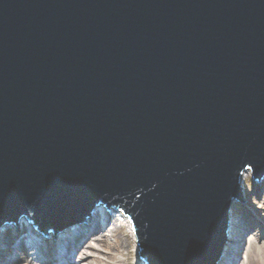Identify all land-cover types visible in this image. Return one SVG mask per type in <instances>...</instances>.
Returning <instances> with one entry per match:
<instances>
[{"label":"water","instance_id":"water-1","mask_svg":"<svg viewBox=\"0 0 264 264\" xmlns=\"http://www.w3.org/2000/svg\"><path fill=\"white\" fill-rule=\"evenodd\" d=\"M248 167L264 0H0V230L113 207L147 264H218Z\"/></svg>","mask_w":264,"mask_h":264},{"label":"bare ground","instance_id":"bare-ground-1","mask_svg":"<svg viewBox=\"0 0 264 264\" xmlns=\"http://www.w3.org/2000/svg\"><path fill=\"white\" fill-rule=\"evenodd\" d=\"M250 176L253 177V179L255 180V175L253 173V171L251 170L250 167L246 168L243 172V175L241 177V185L243 187V193H244V199L243 202L241 200H234L233 203V208L231 210V217H230V223H229V229H228V237H229V243L226 245V249L224 250V252L222 253L220 259L218 260V264H239L237 263V259L239 257H241L240 261L242 260L243 254L244 253H248L250 252V254L252 253L253 255H257V251L261 250L264 248V245H258L257 242L254 240L253 237H255L256 239L258 237H256L255 233H258V228H255L254 230H252L251 232V237L250 235L248 236V234L245 236L244 239V245L243 247H241V240L243 239V235L244 232L247 231L248 229H251L252 227L255 226L256 222H258L260 220V222H262L263 220L259 219V217H256L254 214H252L251 216H248V210L247 213L242 216H238L237 213L240 210V205H242L243 203H245V191L247 189V185L249 184V178ZM256 182H259L258 184H263L264 185V177L259 179H256ZM254 196V194H252ZM102 207H98L96 211H94V214L92 215V218L90 219V221L85 224L87 225L86 228H84V230L81 231L80 227H75V228H71L68 232L64 233L61 235L57 234V237L53 235V233H49V237L47 236V239H40V236L36 233H33L32 231H30L29 229H25L24 233L28 232V236L26 235V239H30V241L32 242L31 244H28L30 246H27V243L25 241L23 242H15V244L17 245L19 251L20 252V256H13L10 255L7 258H5L3 256V253L0 252V264L1 263H7V264H33L32 261H30V252H34L36 251V249L38 248V250H43L44 253H42V258L41 260L36 259V261H39L38 264H57L59 262H65L68 261L70 259L73 258L72 253H74L76 251V249H78L79 247H84L83 246V241L81 240V238L86 234H89L90 236L92 235V238L95 237V240H98V242H105L106 245H110L108 243V239L106 238L105 235H112L114 237L119 236L120 234H118V229L123 227V225H126L129 228V231L132 235V237H134L135 239V233L132 227V223L129 219V217L124 214L121 211H116L118 214V219L116 218L114 226L111 227V229H109V232L107 234H104L103 229H101V226L103 225V222L101 219H105L104 218V212L101 210ZM110 216V214L108 216L105 215L106 218H108ZM98 218V219H97ZM112 217H109V219ZM111 220V219H110ZM109 220V221H110ZM119 220V221H118ZM91 222L93 223L92 225H95V227H92V231L90 230V224ZM35 224V223H34ZM20 226V224H19ZM27 226H29V224H27ZM99 228L98 230L101 232L103 231V233H99L95 234L93 231L96 230L97 228ZM22 228V232H23V228H26V225L21 227ZM261 227V231H262ZM14 231V227L10 226V225H3L1 230H0V251H4L5 248L4 245L6 243V241L8 239H10L15 233ZM13 232V233H12ZM88 232V233H86ZM92 232V233H91ZM58 233V232H57ZM97 233V232H96ZM111 233V234H110ZM262 237H264V230L261 232ZM61 235V236H60ZM88 235V236H89ZM100 235V236H99ZM16 237L21 236V234L19 233V235L17 236V234L15 235ZM15 240V237H14ZM85 242V241H84ZM137 243V241H136ZM82 244V245H81ZM249 244V245H248ZM39 246V247H37ZM79 246V247H78ZM259 247V248H258ZM94 249V245L92 243H90V241H88L86 243V249L83 248V251H81V255H79V257H76L78 259L81 260V262L85 263L87 262V259L89 258V254L86 252L87 249ZM30 249V250H29ZM246 250V251H245ZM80 252V249L78 250V253ZM136 252V256H135V261H137V264H147V262L145 260H143L140 255H139V246L137 244V249L135 250ZM104 253L107 254H111V252L109 251V249H107V252L105 250ZM75 256V255H74ZM129 258H125L123 259L125 264H133V262H129L128 261ZM112 264V263H110Z\"/></svg>","mask_w":264,"mask_h":264},{"label":"rangeland","instance_id":"rangeland-1","mask_svg":"<svg viewBox=\"0 0 264 264\" xmlns=\"http://www.w3.org/2000/svg\"><path fill=\"white\" fill-rule=\"evenodd\" d=\"M248 183L249 184L247 185V189L245 191L246 193L245 203L240 205L241 207L237 215L238 216H242L243 214L245 215L248 210V213H247L248 216H251L252 214H254L256 217H259L258 220L261 219L263 221L260 222L259 220L258 222H256L254 227L245 231L243 235V239L241 240V243H244V239L247 234L248 236L250 235L251 237L252 230H254L255 228L259 226L258 233H255L256 237L258 238L257 239L255 237L253 238L259 246L260 245L262 246L264 245V237H262V234H261V232L264 230V185L258 184L259 182L254 181L252 176H250ZM252 194H254V196ZM116 218L118 219V217L114 215V213H112V218H110L111 220L108 222H105L101 226V229H103L104 234H107L109 232V229H111V227L114 226L115 221H117L115 220ZM92 224L93 223L91 222V224L89 225L91 229L92 227H95V225L92 226ZM261 227H263L262 231H261ZM98 229L99 228L93 231L94 236L95 234H98V232L103 233V231L100 232ZM82 230H84V227L81 229V231ZM118 230H119L118 234L120 235L117 237H114L112 235H105L110 245H106L105 242H98V240L94 239L95 237L92 238V235L91 236L89 234H86V236L84 235L81 238V240L83 241L84 247L81 248L78 246L79 247L78 250L80 249V252L78 253V250H77V252L75 253V255L77 254L76 257H79V255H81V251H83V248L86 249V243L88 241H90V243L94 245V249H90V248L87 249L86 252L89 254V258L87 259V262L83 263L79 259H76L75 262L78 264H110V263L125 264L123 259L128 257L129 262L132 261L133 264H137V261H135V256H136L135 250L137 249L136 240L134 239V237H132L129 231V228L126 225H123V227L119 228ZM252 235H253V232H252ZM18 240H21V239H18ZM15 242L16 241L14 240L13 236L6 241L3 247L5 248V250L0 251L3 253V256L5 258H7L10 255L20 256L21 251H19ZM107 249H109L111 254L104 253L105 250L107 252ZM257 252H258L257 255H253L252 253L250 254V252L244 253L242 260L240 261L239 264H264V248L261 249L260 251L258 250ZM36 257L38 258V255L36 254L32 253L30 255V261H32L33 264L39 263V261H36L37 259ZM1 264H7V263H1ZM57 264H71V262H68V263L67 261L62 262V263L59 262Z\"/></svg>","mask_w":264,"mask_h":264}]
</instances>
